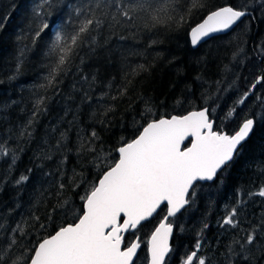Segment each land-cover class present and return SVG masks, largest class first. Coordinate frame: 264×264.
Returning a JSON list of instances; mask_svg holds the SVG:
<instances>
[{
	"label": "trees",
	"instance_id": "trees-1",
	"mask_svg": "<svg viewBox=\"0 0 264 264\" xmlns=\"http://www.w3.org/2000/svg\"><path fill=\"white\" fill-rule=\"evenodd\" d=\"M82 2L62 0L51 19L67 13L64 5ZM260 2L208 0L213 10L220 6L242 8L247 5L255 18L246 16L230 34L213 38L198 49L192 47L190 30L206 18L208 8L204 7L192 8L186 23L178 28L174 24L161 25L124 41L119 40V34L112 36L109 43L85 58L81 71L73 68L68 73L59 85L58 94H54V88L44 93L50 98L47 111L34 121L32 138L17 139L19 130L32 115L33 93L43 91L33 86L45 82L43 77L48 72L45 65L51 60L44 53L51 39H46V30L26 52L16 75L18 49L21 44L30 45V37L23 41H18L17 37L29 31L36 0H0V22H3L0 28V138L11 137L8 144L16 148L18 157L11 171L10 155L0 159V180L6 179V183L0 185V217L7 215L9 223L13 219L23 220L25 230L31 232L29 241L32 243L54 234L59 227L76 221V215L72 212L65 215L58 204L67 199L76 213H82L84 202L80 197L85 194L86 186L98 181L108 165L118 159L116 149L135 139L149 119L186 115L207 107L216 125L225 132L234 133L246 118H254L256 127L244 145L241 158L225 173L222 181L200 184L195 203L180 220L184 231L174 233V252L167 260L168 264H182L183 258L195 250L197 234L207 223L202 237L205 244L197 255L211 258L214 264H224L226 245L238 230L222 228L218 222L231 208L237 207L238 199L247 201L242 205L243 212L237 207L244 228L250 226L243 223L245 218L255 225L264 217V198L248 196L264 186V105L255 99L259 96L264 100V86L257 84L243 105L235 103L249 91L257 76L264 75V54L260 51L264 48V11ZM187 4L188 0H181L182 7ZM150 38L158 43L150 44ZM140 64L150 66L149 70L130 76L132 69ZM12 75H16V79L9 80ZM93 75L96 82L89 89L88 81L82 77L87 76L90 81ZM126 77L131 83L126 94L120 95L117 89L126 83ZM113 96L116 98L111 99ZM146 107L153 111L147 113ZM233 107V117L225 119L224 113ZM93 131L99 136V140L93 142L100 153L99 159L96 153L80 149V137H90ZM61 132L67 136L63 153L55 150ZM45 152H51L52 159H45ZM65 156L67 161L61 166V176L57 166ZM22 175L29 177L28 182L14 184ZM57 182L66 184L62 192L57 191ZM34 215L40 217L46 229L31 227L36 223ZM164 215L160 210L151 222L137 231L142 249L136 264L148 263L147 241ZM135 237L127 235L125 243ZM256 264H264V254L257 256Z\"/></svg>",
	"mask_w": 264,
	"mask_h": 264
},
{
	"label": "snow or ice",
	"instance_id": "snow-or-ice-1",
	"mask_svg": "<svg viewBox=\"0 0 264 264\" xmlns=\"http://www.w3.org/2000/svg\"><path fill=\"white\" fill-rule=\"evenodd\" d=\"M61 3L62 0H36L29 31L17 37L18 41L30 37V45L21 44L18 49L16 75L20 72L26 52L35 46L46 30V39H51L44 53L51 60L45 65L48 69L47 75L43 77L45 82L33 86L43 91L33 93L32 115L19 130L17 139L32 138L34 121L40 113L47 111L50 98L44 93L54 88V94H58L59 85L68 73L73 68L77 72L81 71L85 58L109 43L112 36L119 34V40L124 41L161 25L171 27L174 24L178 28L186 23V16L191 15L192 8H208L206 18L190 30L191 44L196 46L214 34L233 29L243 23L246 16L255 18L247 10V5L242 8L220 6L213 10L208 0H188V4L183 7L181 0H83L80 4L64 5L68 9L67 13L51 19ZM260 7L264 11V0H261ZM2 27L3 22H0ZM156 43V39L150 38V44ZM260 51L264 54V48ZM149 68L144 64L137 65L129 75L134 77L141 70L148 71ZM16 75L9 76V80L16 79ZM82 79L88 81L89 89L96 82L95 75L90 81L87 76ZM125 79L126 83L117 89L120 95L126 94L127 86L131 83L127 77ZM257 84L264 86V75L257 76L249 91L235 103L243 105L256 90ZM108 87L112 85L109 83ZM255 99L264 105L261 97L256 96ZM145 111L151 113L153 109L146 107ZM234 113L235 107L224 113L225 119L232 118ZM255 127L256 120L246 118L237 131L231 134L225 132L220 125H216L207 107L187 115L149 119L135 139L122 143L116 149L118 159L108 165L98 181L90 187L86 186L85 194L80 197L84 202L82 213H76L72 202L67 199L58 204L65 215L68 212L76 215L74 223H67L54 234L32 243L29 241L31 232L25 230L23 220L17 222L13 219L9 223L7 215L0 217V264H134L139 259L137 253L141 242L137 236L133 242L126 244L125 234H135L136 229L151 220L158 210L165 215L152 231L147 241V251L150 264H168L167 258L174 252L171 241L175 232L184 231L180 220L195 203L200 187L198 182L220 183L225 173L241 158L245 142ZM8 139L11 137L0 138V159L10 155L11 171V165L15 164L18 157L16 148L8 144ZM95 140H99L95 131L90 137H80V149L96 153L99 159L100 153L93 146ZM185 141H189V144L186 145ZM66 143V133L61 132L55 150L63 153ZM44 158L52 159L51 152H45ZM66 161L65 156L57 166L61 176V166ZM28 179L27 175H22L14 184L27 183ZM3 183H6V179L0 180V185ZM75 186L79 187V184ZM65 187V183L57 182L58 192H62ZM248 196L264 198V186L248 193ZM245 203L246 200H237L240 212H243L242 205ZM237 207L231 208L218 222L222 228L228 226L238 230L226 245L224 264H256L257 256L264 254V217L255 225L245 218L243 223H249L250 226L244 228ZM33 220L36 221L31 225L33 229H46L39 216L34 215ZM207 227L205 223L197 234L195 250L183 258L182 264H193L194 261L195 264H214L211 258L197 255L205 244L202 237Z\"/></svg>",
	"mask_w": 264,
	"mask_h": 264
},
{
	"label": "water",
	"instance_id": "water-1",
	"mask_svg": "<svg viewBox=\"0 0 264 264\" xmlns=\"http://www.w3.org/2000/svg\"><path fill=\"white\" fill-rule=\"evenodd\" d=\"M244 19V18H243ZM240 24V23H239ZM235 28H237V26H234L233 27V29H229L226 33H220V34H214V36L213 37H211V38H206V40L205 41H202L199 45H196V46H193L192 45V47L194 48V49H198L202 44H204V43H206L207 41H209V40H211V39H213V38H216V37H220V36H225V35H228V34H230ZM190 41H191V37H190ZM187 115V114H186ZM215 126V125H214ZM253 134V133H252ZM252 137V135L249 137V139ZM248 139V140H249ZM189 140H191V138H189ZM248 140L245 142V144L248 142ZM189 143V141H185V144H188ZM215 181H213V182H198V183H201V184H206V183H209V184H212V183H214ZM162 207H164L163 205L161 206V208ZM159 211L160 210H158V212H157V214L159 213ZM157 214H154V216H153V218L157 215ZM152 218V219H153ZM151 219V220H152ZM151 220H149V221H151ZM149 221H145L143 224H145V223H148ZM142 224V225H143ZM139 229V228H138ZM138 229H136V231L138 230ZM135 231V232H136ZM129 233H132V232H129ZM128 234V233H127ZM127 234H125V237H126V235ZM172 242V241H171ZM140 250H141V248L138 250V253H137V256L139 255V252H140ZM148 255H149V263L148 264H150V254L148 253ZM134 263H135V261H134Z\"/></svg>",
	"mask_w": 264,
	"mask_h": 264
},
{
	"label": "rangeland",
	"instance_id": "rangeland-1",
	"mask_svg": "<svg viewBox=\"0 0 264 264\" xmlns=\"http://www.w3.org/2000/svg\"><path fill=\"white\" fill-rule=\"evenodd\" d=\"M245 105H246V104H245ZM245 110H246V109H245ZM246 114H247V112H246ZM244 115H245V113H244ZM225 211H226V210H225ZM224 217H225V216H224ZM224 217H223V218H224ZM223 218H222V219H223ZM221 221H222V220H221ZM224 227H227V228H228V226H224ZM224 227H223V228H224ZM228 229H230V228H228ZM181 263H182V262H181ZM193 264H195V261L193 262Z\"/></svg>",
	"mask_w": 264,
	"mask_h": 264
}]
</instances>
